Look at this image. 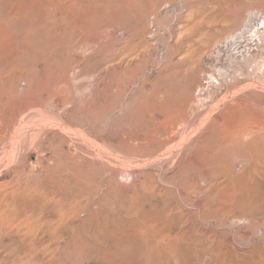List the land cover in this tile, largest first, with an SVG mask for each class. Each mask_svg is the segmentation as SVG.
Returning a JSON list of instances; mask_svg holds the SVG:
<instances>
[{"label": "rangeland", "instance_id": "obj_1", "mask_svg": "<svg viewBox=\"0 0 264 264\" xmlns=\"http://www.w3.org/2000/svg\"><path fill=\"white\" fill-rule=\"evenodd\" d=\"M0 264H264V0H0Z\"/></svg>", "mask_w": 264, "mask_h": 264}, {"label": "built area", "instance_id": "obj_2", "mask_svg": "<svg viewBox=\"0 0 264 264\" xmlns=\"http://www.w3.org/2000/svg\"><path fill=\"white\" fill-rule=\"evenodd\" d=\"M248 33H242L241 35L238 36V38L232 43L231 47L233 48V55H232V60L237 61L240 59H247L249 58V52L243 51L244 45L246 44L248 37Z\"/></svg>", "mask_w": 264, "mask_h": 264}, {"label": "bare ground", "instance_id": "obj_3", "mask_svg": "<svg viewBox=\"0 0 264 264\" xmlns=\"http://www.w3.org/2000/svg\"><path fill=\"white\" fill-rule=\"evenodd\" d=\"M233 36H234V35H233ZM238 36H239V35H238ZM230 38H231V37H230ZM234 39H236V37H235ZM228 47H229V46H228ZM231 48H232V47H231ZM221 51H222V50H221ZM229 52H230V50H229ZM229 52H228V53H229ZM221 54H222V53H221ZM229 55H231V53H230ZM219 56H220V55H219ZM223 56H224V55H223ZM226 56H227V55H226ZM231 56H232V55H231ZM229 57H230V56H229ZM219 59H220V58H219ZM248 59H249V58H248ZM246 60H247V59H246ZM248 61H250V60H248ZM229 62H231V61L229 60ZM232 62H233V60H232ZM235 62H237V61H235ZM218 64H219V63H218ZM238 65H239V64H238ZM219 66H220V65H219ZM221 66H222V65H221ZM224 66H225V65H224ZM235 66H236V65H235ZM215 67H216V66H215ZM222 67H223V66H222ZM236 67H237V66H236ZM216 68H217V67H216ZM216 68H215V70H217V71H215V73H216L217 76H219V78H220V76H221V75L223 76V74H224V72H223L224 69L222 70L221 68H217V69H216ZM226 68H227V67H226ZM213 69H214V68H213ZM226 70H227V69H226ZM226 70H225V72L227 73L228 70H227V71H226ZM233 71H234V70H233ZM226 73H225V74H226ZM228 73H230V72H228ZM228 73H227V74H228ZM211 78L214 79L216 82H219L218 79H216V78H218V77H216L215 74L211 75Z\"/></svg>", "mask_w": 264, "mask_h": 264}]
</instances>
